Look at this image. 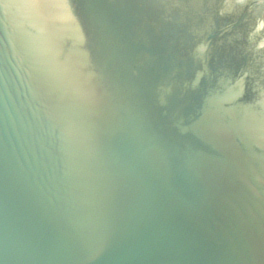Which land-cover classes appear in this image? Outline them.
Returning <instances> with one entry per match:
<instances>
[{"label": "water", "instance_id": "obj_1", "mask_svg": "<svg viewBox=\"0 0 264 264\" xmlns=\"http://www.w3.org/2000/svg\"><path fill=\"white\" fill-rule=\"evenodd\" d=\"M260 16L0 0V264H264Z\"/></svg>", "mask_w": 264, "mask_h": 264}, {"label": "flooded vegetation", "instance_id": "obj_2", "mask_svg": "<svg viewBox=\"0 0 264 264\" xmlns=\"http://www.w3.org/2000/svg\"><path fill=\"white\" fill-rule=\"evenodd\" d=\"M251 5L257 4V5H263L264 0H250ZM256 7H254L255 9ZM259 19H264V16H260Z\"/></svg>", "mask_w": 264, "mask_h": 264}]
</instances>
